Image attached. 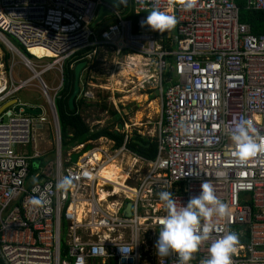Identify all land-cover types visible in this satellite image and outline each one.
<instances>
[{
    "label": "built area",
    "instance_id": "1",
    "mask_svg": "<svg viewBox=\"0 0 264 264\" xmlns=\"http://www.w3.org/2000/svg\"><path fill=\"white\" fill-rule=\"evenodd\" d=\"M236 1L197 0L186 10L169 7L167 0H146L143 6L120 0L117 10L105 0H0V41L32 80H39L56 132L50 160L35 144L37 128L47 123L44 112L32 115L35 107L15 99L31 80L17 84L12 67L8 81L0 64V105L14 100L0 115V264H177L175 255L156 254L158 221L165 215L157 193L171 191L186 205L205 181L228 211L214 219L213 237L236 232L240 243L233 264H264V152L238 162L229 137L245 119L264 136V32L254 34L238 21ZM242 1L244 10L262 13L264 28V0ZM154 2L178 20L164 37L168 50L164 38L134 31L129 17L141 24ZM99 6L112 15L92 27ZM9 37L36 63L49 62L35 65ZM31 50L46 55L39 58ZM104 53L111 57L109 82L121 87L111 90L113 98L142 94L155 102V120L146 123L150 129L123 124L121 106L115 109L123 137L119 146L101 136L63 151L54 102L65 70L85 63L76 99L90 101L82 89L94 81L91 65ZM51 71L60 75L53 90L40 79ZM134 136L154 141L152 159L130 150ZM108 166L126 172L123 187L103 177ZM63 176L73 181L67 192L55 187ZM33 196H42L45 206L34 208ZM210 243H203L189 264H201Z\"/></svg>",
    "mask_w": 264,
    "mask_h": 264
},
{
    "label": "clouds",
    "instance_id": "2",
    "mask_svg": "<svg viewBox=\"0 0 264 264\" xmlns=\"http://www.w3.org/2000/svg\"><path fill=\"white\" fill-rule=\"evenodd\" d=\"M123 2L126 3L127 0ZM196 2L197 0H167L169 7L179 4L186 10L194 8ZM137 3L143 6L146 0H137ZM177 23L175 15L158 7L154 2L146 19L141 22V27L148 26L152 31L165 33L173 30ZM229 137L234 145L233 156L238 162H246L264 152V136L260 135L251 119L238 123L229 132ZM37 182L33 178V183ZM72 183L71 176H63L57 180L55 187L57 191L67 192ZM200 187V193L190 197L186 205L178 202L171 191L157 193L165 215L158 221L160 227L155 244L156 254L161 259L175 255L177 264H189L200 246L211 241L207 249L208 256L201 264H233L232 257L240 243L239 235L231 230L224 231L217 237L212 235L215 228L213 221L228 215L227 205L217 198L210 183L202 182ZM30 204L34 208H43L45 200L42 196H33Z\"/></svg>",
    "mask_w": 264,
    "mask_h": 264
},
{
    "label": "rangeland",
    "instance_id": "3",
    "mask_svg": "<svg viewBox=\"0 0 264 264\" xmlns=\"http://www.w3.org/2000/svg\"><path fill=\"white\" fill-rule=\"evenodd\" d=\"M9 39L12 41V43H14V47L20 51L18 47L19 44L15 42L11 37H9ZM35 52L36 51H34V53ZM107 54L108 53H104L102 57H100V59L97 58L96 62L91 65V68L93 69L92 74L94 81L89 80L87 82V87H84L82 89L83 91H87L88 99L90 100H85V105L90 104V108L83 109L81 113L83 121L91 127L95 128L113 126L111 130H113V132H118L120 130H118V128L114 125L115 122H117L116 117L112 116L110 114V111H115V109H120L119 107L123 106L124 112L121 113V121L123 124L129 125L130 123H134L137 124L135 125L136 128H138L137 126L141 124L145 125L147 129H150L151 125L149 124L153 123L155 120V102L149 104L148 100H146L142 94L127 97L116 96L115 98H113L111 90L116 89L117 91H121V87H116L113 85V83L109 82L107 73L109 70L111 57ZM26 55L29 57V54ZM7 58H9V60L7 61L9 69L8 67H6ZM30 60L33 63H36L33 59ZM48 62L49 61L45 60L41 63L37 62L35 65L44 66ZM0 64L3 66V71L5 72L8 81L11 79L10 70L12 67V79L13 81L17 82V84L25 82L27 80H31L28 86L15 96V99H17L19 103L24 104L27 108L35 107V109H40L44 112L47 123L43 125L44 131L42 130V132L36 133V142L39 146H37L38 149L43 147V145L45 144L43 150L47 151L48 159L52 160L53 151L48 148V143H51L53 141L54 125L51 121L50 109L48 107L47 100L40 90L41 87L39 84V80H32L33 74L23 67V63L21 62V60L12 55L1 41ZM39 73L40 70L37 71V74ZM40 79L50 90L56 89L60 84V75L56 71L46 73L43 76H40ZM104 89H109V92H106V90ZM80 90V84L78 83V92H80ZM50 94L54 95L53 92H50ZM1 106L2 105H0V107ZM118 118L119 116L117 115V119ZM147 122H149V124H146ZM129 130L132 131L131 128ZM71 137L72 133L69 132L66 139H71ZM76 156L77 154H71V162L75 161ZM36 163H40V161L38 160L36 161ZM33 165H35V163H33ZM31 173L38 175L39 171H36L34 167H31Z\"/></svg>",
    "mask_w": 264,
    "mask_h": 264
},
{
    "label": "trees",
    "instance_id": "4",
    "mask_svg": "<svg viewBox=\"0 0 264 264\" xmlns=\"http://www.w3.org/2000/svg\"><path fill=\"white\" fill-rule=\"evenodd\" d=\"M238 6V21L241 23L247 24L251 32L254 34H262L264 32L263 28V16L262 13L259 11H251V10H244L243 9V1L237 0L236 1ZM148 14L145 15V19ZM134 21V31L142 30L146 32H153L156 35L160 36L161 38H164L167 31L165 33H160L158 31H152L148 26L141 27V24L137 23V19L132 14L129 16ZM165 39V38H164ZM15 41V39H14ZM16 42V41H15ZM164 49L168 50L169 44H167V39L164 40ZM19 47V45H18ZM20 52L28 59H33L31 56H27L26 52L21 49ZM80 53H78L76 56H78ZM9 58L6 59V67H8L7 61ZM9 69V67H8ZM167 74H169L167 72ZM73 82H74V76L73 71H70L66 68L64 73V84H63V90L57 95L55 99V110L57 113V118L59 122V129L61 134V139L64 141L65 137L68 135L69 132L72 133L71 139H69L68 144H74L79 143L84 139H91L96 140L99 139L101 136L108 137V139L113 140L116 143V146H119L122 143L123 137L120 134H115L113 132L112 127H100L95 128L91 127L83 121L82 118V111L85 108H90V104L85 105V99L79 98L75 99L73 103L72 111H69L68 108V99L72 94L73 89ZM105 108V107H103ZM40 111L36 110L35 113H39ZM110 114L114 117H116V113L114 111H110ZM116 117V121H118ZM116 123V122H115ZM115 125V124H114ZM134 141L139 142V145H136ZM66 143H64L65 145ZM128 146L131 151H133L136 155L145 158V159H152L155 154V143L154 141L150 140H144L141 139L139 136H134L133 139H131L128 142Z\"/></svg>",
    "mask_w": 264,
    "mask_h": 264
},
{
    "label": "water",
    "instance_id": "5",
    "mask_svg": "<svg viewBox=\"0 0 264 264\" xmlns=\"http://www.w3.org/2000/svg\"><path fill=\"white\" fill-rule=\"evenodd\" d=\"M106 3L112 5L115 9L120 10L121 5H120V0H105ZM112 15V12L110 10H108L106 7L104 6H99L97 9V14L96 17L92 23V27H95L97 24L101 23L103 21V19L108 18ZM85 63H79L75 66V68L73 69V76H74V82H73V89H72V94L68 99V108L69 111H72L73 108V103L76 99V97L78 96V78H79V74L80 71L84 68ZM14 102V100L9 101L7 103H5L2 107H0V115L3 113V111L9 107L10 105H12ZM118 130H121V125L118 126ZM115 134H119L117 131L114 132ZM136 145H139V142L135 141L134 142ZM129 204H126V208H125V214H129V210H128Z\"/></svg>",
    "mask_w": 264,
    "mask_h": 264
},
{
    "label": "bare ground",
    "instance_id": "6",
    "mask_svg": "<svg viewBox=\"0 0 264 264\" xmlns=\"http://www.w3.org/2000/svg\"><path fill=\"white\" fill-rule=\"evenodd\" d=\"M34 51H36L34 53ZM31 53L33 55H36L37 57L41 58L43 57L44 55H46L45 51L44 52H40L38 50H31ZM85 145H88V144H85ZM84 145V146H85ZM124 174V172L118 168H116L115 166H108L105 171H104V174H103V177L107 180H109L110 182H112L113 184H120V187H123L124 186V181H123V178H122V175ZM117 188H115V191L117 192Z\"/></svg>",
    "mask_w": 264,
    "mask_h": 264
},
{
    "label": "crops",
    "instance_id": "7",
    "mask_svg": "<svg viewBox=\"0 0 264 264\" xmlns=\"http://www.w3.org/2000/svg\"><path fill=\"white\" fill-rule=\"evenodd\" d=\"M32 108V107H31ZM115 113H116V117H117V115H118V113H119V111H114ZM31 114L33 115H37L36 113H35V111H32L31 110ZM44 124H46V123H44ZM44 124H42V125H40L37 129V131H36V133L37 132H42V130L44 131V127H43V125ZM90 126V125H89ZM90 128H91V126H90ZM59 135H60V140H61V143H62V145H63V149L67 152V148L69 147V144H68V142H69V139H66V137H65V139H64V141H62V139H61V134H60V130H59ZM36 139H37V134H36V137H35V144H36V146H38L37 145V142H36ZM55 142H56V132L55 131H53V141L51 142V143H48V148L50 149V150H52L53 152H54V146H55ZM64 143H66L65 145H64ZM45 145V144H44ZM44 145H43V147H41V148H39V150H41L42 152H46L47 153V151H44L43 149H44ZM39 147V146H38ZM63 150V151H64ZM28 151L30 152V148L28 149ZM48 154V153H47ZM125 176H126V172H124V174L122 175V178H123V181L125 180ZM116 186H119L120 187V184H116Z\"/></svg>",
    "mask_w": 264,
    "mask_h": 264
}]
</instances>
